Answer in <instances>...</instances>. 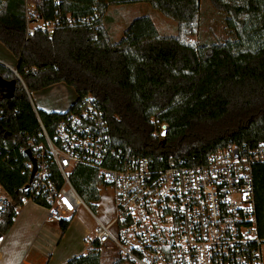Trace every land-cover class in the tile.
<instances>
[{
    "label": "trees",
    "instance_id": "1",
    "mask_svg": "<svg viewBox=\"0 0 264 264\" xmlns=\"http://www.w3.org/2000/svg\"><path fill=\"white\" fill-rule=\"evenodd\" d=\"M209 2L226 14L232 41L197 45L187 40L196 34L199 0H38L32 14L59 22L54 34L27 39L26 0H0V43L14 57L13 69L29 93L63 84L74 89L75 101L91 96L112 146L123 154L201 163L227 145L264 144V0ZM134 3H147L173 21L176 34H159L151 18L142 16L113 42L105 11ZM67 16L72 25L65 22ZM86 17L89 24H80ZM17 76L0 64V78L16 83L11 97L0 92V185L13 199L1 236L24 193L21 146L30 138L39 140L37 115L49 133L62 116L37 109L36 115ZM152 118L168 126L164 139L153 135ZM71 182L85 203L97 200L93 170L77 166ZM253 183L257 229L264 238V163L254 166ZM71 221L57 222L62 234ZM99 247L93 242L86 258L73 257L66 264H101ZM121 263L116 254L111 264Z\"/></svg>",
    "mask_w": 264,
    "mask_h": 264
},
{
    "label": "built area",
    "instance_id": "2",
    "mask_svg": "<svg viewBox=\"0 0 264 264\" xmlns=\"http://www.w3.org/2000/svg\"><path fill=\"white\" fill-rule=\"evenodd\" d=\"M25 17L26 39L37 33L54 34L59 22L45 21L28 11ZM65 22L73 24L70 16ZM79 22L88 25L90 18ZM18 79L32 104V93ZM73 103L61 113L51 133L32 104L39 142L30 138L20 148L26 158L20 171L25 183L16 213L32 204L58 222L83 208L94 225L78 255L82 258L94 242L100 245L99 252L113 245L121 264H264L253 185V168L264 163V144L255 148L227 145L201 163L175 156H128L112 146L101 110L91 96ZM151 121L153 135L164 139L168 126ZM77 166L93 170L98 180L97 200L91 205L72 185ZM12 204L0 185V225Z\"/></svg>",
    "mask_w": 264,
    "mask_h": 264
},
{
    "label": "rangeland",
    "instance_id": "3",
    "mask_svg": "<svg viewBox=\"0 0 264 264\" xmlns=\"http://www.w3.org/2000/svg\"><path fill=\"white\" fill-rule=\"evenodd\" d=\"M38 0H26V9L32 12L34 4ZM119 8L120 12L116 13V19L119 21L111 29L107 23V17L112 10ZM105 18V27L113 42H117L127 24L134 18L148 16L151 18L153 24L157 28L159 34L163 36H172L176 34V24L163 17L160 13L153 10L147 3L125 4L122 6H111L107 8ZM226 14L215 10L210 4L209 0H199V17L196 29V34L187 40L192 44L197 45H211L215 43H224L234 39L233 32L228 28L226 21ZM123 22V23H122ZM0 61L10 66L14 64V57L11 53L0 43ZM76 100V93L73 88L58 84L49 88L43 89L39 92L32 93V104L38 111L62 113L66 111L71 103ZM31 104V105H32ZM99 214L100 211H94ZM93 221L91 216L83 209L79 208L70 222L69 228L66 232V237L70 239V246L79 243L81 236L85 231H91L93 228ZM83 246L87 244L83 241ZM117 254V250L113 245H108L100 251L101 264H111L113 258ZM263 262H264V248H263Z\"/></svg>",
    "mask_w": 264,
    "mask_h": 264
},
{
    "label": "crops",
    "instance_id": "4",
    "mask_svg": "<svg viewBox=\"0 0 264 264\" xmlns=\"http://www.w3.org/2000/svg\"><path fill=\"white\" fill-rule=\"evenodd\" d=\"M117 9L106 16L109 29L119 22L115 17L120 12ZM0 63L14 68L16 61L12 66ZM67 230L62 234L58 223L49 220L44 209L26 205L17 212L11 227L0 238V264H66L85 248L82 242L90 232L85 231L79 243L70 246Z\"/></svg>",
    "mask_w": 264,
    "mask_h": 264
},
{
    "label": "water",
    "instance_id": "5",
    "mask_svg": "<svg viewBox=\"0 0 264 264\" xmlns=\"http://www.w3.org/2000/svg\"><path fill=\"white\" fill-rule=\"evenodd\" d=\"M1 64V63H0ZM3 65V64H2ZM5 66V65H4ZM7 67V66H5ZM8 68V67H7ZM15 80L12 81H5L3 79L0 78V92H4L8 97H11L13 95V91L15 89ZM26 155L29 159H31V161L33 162V159L30 156V153L27 151ZM34 172V170H33ZM1 234H0V238H1Z\"/></svg>",
    "mask_w": 264,
    "mask_h": 264
},
{
    "label": "snow or ice",
    "instance_id": "6",
    "mask_svg": "<svg viewBox=\"0 0 264 264\" xmlns=\"http://www.w3.org/2000/svg\"><path fill=\"white\" fill-rule=\"evenodd\" d=\"M65 203H67V201H65Z\"/></svg>",
    "mask_w": 264,
    "mask_h": 264
}]
</instances>
